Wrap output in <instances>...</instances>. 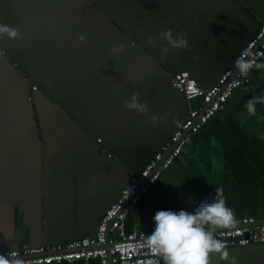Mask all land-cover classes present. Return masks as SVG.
Listing matches in <instances>:
<instances>
[{
    "label": "crops",
    "instance_id": "crops-1",
    "mask_svg": "<svg viewBox=\"0 0 264 264\" xmlns=\"http://www.w3.org/2000/svg\"><path fill=\"white\" fill-rule=\"evenodd\" d=\"M263 20L264 0H0V25L20 33L0 36V250L20 247L17 216L35 235L27 246L92 236L128 175L185 116L168 76L186 71L208 88ZM168 29L186 33L189 47L162 56ZM258 65L141 197L126 231L150 233L157 211H192L215 187L235 220L264 221V104L246 109L264 97V54ZM133 92L148 115L124 107ZM152 114L163 117L155 126ZM238 250L236 264H264V245Z\"/></svg>",
    "mask_w": 264,
    "mask_h": 264
},
{
    "label": "built area",
    "instance_id": "built-area-1",
    "mask_svg": "<svg viewBox=\"0 0 264 264\" xmlns=\"http://www.w3.org/2000/svg\"><path fill=\"white\" fill-rule=\"evenodd\" d=\"M264 54V20L260 22L255 34L237 53L230 65L222 70L215 82L206 89L200 88L186 71H178L170 76V84L183 96L186 112L181 120L174 121L171 134L162 141L159 149L147 160L136 173L128 175L126 184L100 215L92 236H81L65 243L31 247L22 245L17 249H1L0 257L20 264H52L79 262L87 264L96 259L98 264H155L162 260L154 256L144 246V240L150 233L144 231H126V217L133 211L141 197L148 193L150 186L158 179L161 172L168 168L185 149L190 136L202 128L220 109L231 95L234 88L249 83L252 70ZM253 64L247 76L236 68L238 61ZM29 92L36 85L29 83ZM30 99V95L27 97ZM198 100L196 106L191 101ZM97 143H101L96 138ZM100 151H104L102 146ZM213 198L223 199L219 187L201 194L192 211L198 209L203 201ZM218 239L226 243L227 248L264 243V223L244 216L236 220L232 228H218Z\"/></svg>",
    "mask_w": 264,
    "mask_h": 264
},
{
    "label": "clouds",
    "instance_id": "clouds-1",
    "mask_svg": "<svg viewBox=\"0 0 264 264\" xmlns=\"http://www.w3.org/2000/svg\"><path fill=\"white\" fill-rule=\"evenodd\" d=\"M0 36L20 38V33L15 28L0 25ZM160 37L168 45L162 47V56L168 54L169 46L175 49L189 47L184 32L177 33L174 37L172 30L168 29L161 32ZM84 39L83 35L78 37L80 42ZM148 42L152 45L156 43L152 39ZM124 51L123 43L109 49L112 55ZM194 59H199V57H194ZM252 67L251 62L241 60L236 63V68L243 76H247ZM139 95V92H133L131 97L124 101V107L138 114L148 115L147 105L140 101ZM257 103L264 104V97H253L247 101L246 109L249 115L255 114ZM149 118L153 126L163 119L156 114H152ZM153 222L154 228L146 236L144 246L154 256L159 257L163 264H211L212 256H218L219 260L227 261V264H236V257L229 255L226 243L215 235L218 228H232L236 223L233 210L226 206L223 199L213 198L203 201L194 211L159 210L153 216ZM0 264H10V262L0 257ZM11 264H20V262L12 261ZM155 264H159V261Z\"/></svg>",
    "mask_w": 264,
    "mask_h": 264
},
{
    "label": "water",
    "instance_id": "water-1",
    "mask_svg": "<svg viewBox=\"0 0 264 264\" xmlns=\"http://www.w3.org/2000/svg\"><path fill=\"white\" fill-rule=\"evenodd\" d=\"M259 26V25H258ZM173 73H175V72H173ZM172 74V73H171ZM171 74L168 76V80H169V82H170V76H171ZM23 80H24V78H23ZM195 80V82H196V79H194ZM24 81H27V85L29 86V83H30V80L27 78V79H25ZM196 84L198 85V83L196 82ZM200 87V86H199ZM174 88V87H173ZM175 89V88H174ZM177 90V89H176ZM178 91V90H177ZM179 92V91H178ZM180 93V92H179ZM30 94L27 92V95H26V99L29 101L30 99H28L27 97L29 96ZM180 95H181V97H182V99H183V96H182V94L180 93ZM31 98V97H30ZM184 100V99H183ZM184 105H185V102H184ZM185 107H186V105H185ZM162 143V142H161ZM161 145V144H160ZM104 149V148H103ZM105 150V149H104ZM100 151V150H99ZM257 223H264V221H261V222H258L257 221ZM14 228H15V230H14V232H13V238H14V240H16L17 242H18V245L19 246H22V245H27L28 244V242L33 238V237H35V235H34V233L33 232H31L29 229H27V228H24L23 227V224H22V222H21V218H20V216H17L16 217V220H15V223H14ZM250 245H264V243L263 244H250ZM246 246V245H245ZM241 247L243 248V246H237V247H229L228 249H230L231 250V252L232 253H237L236 255H235V257H238V256H241V252H240V250H238V249H241Z\"/></svg>",
    "mask_w": 264,
    "mask_h": 264
}]
</instances>
